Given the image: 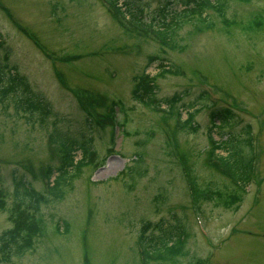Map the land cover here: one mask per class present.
<instances>
[{
    "label": "rangeland",
    "instance_id": "1",
    "mask_svg": "<svg viewBox=\"0 0 264 264\" xmlns=\"http://www.w3.org/2000/svg\"><path fill=\"white\" fill-rule=\"evenodd\" d=\"M132 1L148 21L172 0ZM222 1L232 23L209 11L212 28L183 24L171 49L115 17L103 0H0V63L23 75L52 112L40 123L0 101V232L11 224L14 177L23 174L47 199L36 213L40 235L14 264H144L136 244L142 227L175 218L187 236L167 264H264V0ZM143 69L154 76L158 107L131 95ZM216 107L233 114L212 123ZM53 125L90 137L94 151L59 184L58 199L41 174L59 164L47 139ZM246 125L253 147L239 143L240 153L253 161L239 200L226 206L203 197L207 186L234 188L206 160L209 132L217 142L231 134L241 140Z\"/></svg>",
    "mask_w": 264,
    "mask_h": 264
},
{
    "label": "trees",
    "instance_id": "2",
    "mask_svg": "<svg viewBox=\"0 0 264 264\" xmlns=\"http://www.w3.org/2000/svg\"><path fill=\"white\" fill-rule=\"evenodd\" d=\"M103 1L107 3L113 15H119L129 25L143 33L149 31L156 39L158 38L162 46L165 45L171 49L176 47L177 38L175 35L183 24L191 22V25L198 30L212 28V22L207 19L209 11H214L224 26L232 23V21L228 22L225 19L224 2L222 0H215L214 3L210 0L166 1L164 6L155 11L148 21H144L143 17L140 16L142 6H138L140 4H136L132 0L126 1L123 9L117 5V0ZM173 1L179 6L178 9L170 7ZM159 65L164 66L163 64ZM154 94V76L145 73V69H143L140 74L134 76L131 95L134 100H138L144 105L150 104L158 107L160 101L155 99ZM175 96L165 100L170 108L168 110L170 114L173 113ZM0 101H11L14 112L18 113L20 111L32 119H38L40 123H44L45 119L52 114L49 104L30 88L25 77L14 68L7 69L6 63H0ZM174 112L177 120L179 111L176 109ZM193 113L194 111H191L186 114L185 119L181 120L179 125L181 127L188 126ZM232 114L233 111L227 107H216L212 109L210 119L212 123H214L215 118L216 120L223 118L227 121V118L231 117ZM85 119L89 123V118L86 117ZM246 127L247 129L244 130L245 139L243 137L241 140L231 134L217 142L209 134L212 145L206 154V160L209 161L211 168L227 178L234 185V188L229 189L228 186H224V190H221L220 188L207 186L206 189H201L199 192V194L202 193V196L205 195L203 197L213 199L215 202L226 206L239 200L238 191H242L249 180L253 161V156L250 153L249 156H242L240 153L242 147L239 143L252 149L248 125ZM76 135L66 136L54 125L47 134L48 141L56 145L59 164L57 166H45L41 170V174L46 181L53 177L49 185V193L55 199L61 197L59 184H68L70 179L77 175L94 154L91 138L83 134L77 133ZM236 140H238L237 143ZM216 149H221L224 154L217 155L215 153ZM76 151L80 154L78 159H75ZM125 168L128 170L129 175L135 171L134 167L127 166ZM136 173L138 172L136 171ZM13 179L12 196L15 198V202L10 208V227L0 232V264H14L13 258H18L29 251L43 228L40 215L37 217L36 213L39 212V203L41 201L45 202L46 197L41 192L34 190L23 174L19 175L17 179L15 177ZM0 197L1 207L3 205L1 194ZM21 199H25L28 203H23ZM64 231H66V227H64ZM186 236L185 227L178 218L173 221L161 219L152 225L146 224L140 230L137 239L140 256L146 264L149 260H153L154 264H157V262L158 264H167L175 256L182 253ZM194 264H202V261Z\"/></svg>",
    "mask_w": 264,
    "mask_h": 264
}]
</instances>
